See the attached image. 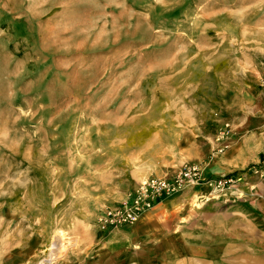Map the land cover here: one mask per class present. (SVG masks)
Masks as SVG:
<instances>
[{
	"label": "rangeland",
	"instance_id": "374dc122",
	"mask_svg": "<svg viewBox=\"0 0 264 264\" xmlns=\"http://www.w3.org/2000/svg\"><path fill=\"white\" fill-rule=\"evenodd\" d=\"M263 67L264 0H0V264L89 259L106 207L264 119Z\"/></svg>",
	"mask_w": 264,
	"mask_h": 264
},
{
	"label": "crops",
	"instance_id": "0c3cea01",
	"mask_svg": "<svg viewBox=\"0 0 264 264\" xmlns=\"http://www.w3.org/2000/svg\"><path fill=\"white\" fill-rule=\"evenodd\" d=\"M242 126L223 152L214 151L216 130L211 154L196 149L192 157L204 162L205 178L233 182L186 187L133 224L101 229L107 242L68 264H264V119Z\"/></svg>",
	"mask_w": 264,
	"mask_h": 264
},
{
	"label": "built area",
	"instance_id": "2783aa9c",
	"mask_svg": "<svg viewBox=\"0 0 264 264\" xmlns=\"http://www.w3.org/2000/svg\"><path fill=\"white\" fill-rule=\"evenodd\" d=\"M259 84L264 90V67L262 68ZM230 123L225 122L217 132L215 141L219 144L215 152H223L229 144L232 129ZM234 177H220L210 179L203 177V169L199 163L185 162L172 175L149 177L141 181L130 200L106 207L97 218V225L101 229H115L130 225L138 221L145 211L151 209L162 199L176 194L186 187L210 181L216 187H224L233 182ZM42 264H52V258L45 259Z\"/></svg>",
	"mask_w": 264,
	"mask_h": 264
}]
</instances>
